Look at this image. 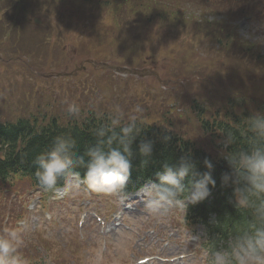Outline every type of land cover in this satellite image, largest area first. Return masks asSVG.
Here are the masks:
<instances>
[{
  "label": "rangeland",
  "instance_id": "1",
  "mask_svg": "<svg viewBox=\"0 0 264 264\" xmlns=\"http://www.w3.org/2000/svg\"><path fill=\"white\" fill-rule=\"evenodd\" d=\"M10 1L13 0H0L1 116L14 118L35 114L41 117L47 114L43 117L46 119L53 114L64 122L91 111L103 115L104 124L110 125L106 130L134 120L158 121L212 154H219L217 146L210 144L209 134L200 128L201 117L211 118L225 110L238 112L242 109L264 115V55H258L256 60L237 48L245 45L264 54V24L260 21L263 29L257 26L250 30V24L235 20L237 16L225 19L228 6L224 3L214 4L209 0H122L121 4L119 0H28L25 9L31 10L29 17L42 19L47 23V30L26 26L24 33L12 38L10 35L16 31L11 14L6 10ZM57 1L68 4L63 6L62 22L58 21L56 27L53 16L61 12L57 9ZM117 9L120 16L115 19ZM139 11L151 17H129L130 13ZM110 26L112 29H108ZM222 26L232 37L224 35ZM84 53L96 62L109 60L117 66L147 67L152 71L138 77L127 72H110L102 65L91 67L78 58ZM24 54L26 62L21 58ZM12 58L15 64L11 65ZM65 65L69 67L67 70L78 65H83L85 70L77 79L52 73ZM50 70H54L50 73L53 75L48 76L46 71ZM201 103L205 108L200 114ZM218 141L214 139V143ZM149 197L147 204L142 206L141 218L131 221L134 225L141 222L134 228L136 231L147 230V226L156 222V216H160L161 221L168 212L164 203ZM32 198L33 191L25 182L0 185V234L20 249H23L20 240L26 241L27 250L39 244L57 249L58 242H65L64 239L29 234L41 232L37 219L45 222L30 205ZM81 199L82 195L74 191L65 204L49 207L56 220L51 226L57 225L56 222H74V212ZM71 204L76 208H70ZM108 204L102 201L99 208ZM148 209L157 215L149 216ZM173 214L169 211L167 216L171 215L170 221L175 222ZM54 231L58 234V230ZM112 233L107 237L111 256L119 243L130 241L127 236L116 243L122 235L121 230ZM71 239L66 238L69 243ZM178 243H170L162 255L183 258L157 264H204L195 255H186V248H176ZM246 245L250 247V242ZM244 264L254 262L248 260Z\"/></svg>",
  "mask_w": 264,
  "mask_h": 264
},
{
  "label": "trees",
  "instance_id": "2",
  "mask_svg": "<svg viewBox=\"0 0 264 264\" xmlns=\"http://www.w3.org/2000/svg\"><path fill=\"white\" fill-rule=\"evenodd\" d=\"M240 112L225 110L210 123L202 121L204 132L220 140L223 153L218 157L195 147L192 140L152 124L129 122L106 130L109 123L92 114L85 117L81 128L60 125L52 117L41 126L20 117L0 120V174L20 163L32 169L39 165L61 168L79 160L112 168L131 164L134 176L182 166L203 180L223 183L222 189L212 192L204 212L217 215L210 225L216 240L234 243L231 237L242 238L238 233L243 231L244 214L257 213L264 220V202L260 201L264 198V116ZM234 189L246 202L255 198L254 208L236 204Z\"/></svg>",
  "mask_w": 264,
  "mask_h": 264
},
{
  "label": "bare ground",
  "instance_id": "3",
  "mask_svg": "<svg viewBox=\"0 0 264 264\" xmlns=\"http://www.w3.org/2000/svg\"><path fill=\"white\" fill-rule=\"evenodd\" d=\"M222 31L224 32V31H227V30H225V28L222 26ZM225 34H228V33H226V32H224ZM13 128V127H12Z\"/></svg>",
  "mask_w": 264,
  "mask_h": 264
}]
</instances>
